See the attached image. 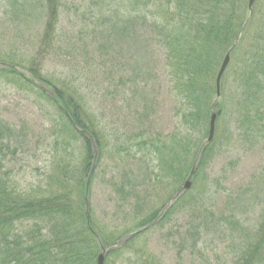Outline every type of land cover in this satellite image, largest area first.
Returning <instances> with one entry per match:
<instances>
[{
	"label": "trees",
	"instance_id": "trees-1",
	"mask_svg": "<svg viewBox=\"0 0 264 264\" xmlns=\"http://www.w3.org/2000/svg\"><path fill=\"white\" fill-rule=\"evenodd\" d=\"M90 1L96 12L105 15L95 20L90 34L75 42L65 41L59 32L64 0L24 4L29 11L41 10L45 18L35 53L44 59L64 51L69 55L84 52L89 61L97 55L104 65L102 84L107 83L111 94L122 93L127 100L137 102L133 104L136 130L123 139L114 127L104 129V117L99 118L88 104L81 71L77 74L75 70L74 75L46 72L34 56H19L12 50L0 52V63L5 64L0 66V75L37 93L56 110L49 136L56 154L43 178L27 186L14 181L9 158L27 140L29 128L26 124L17 127L0 117V264H97L101 245L108 247L132 232L127 229L122 234H107L87 210L90 185L104 157L113 160L124 153L126 158L147 162L145 176L153 186L174 185L161 209L141 219L135 231L158 218L193 169L192 186L203 180L206 162L213 156L218 131H224V125L231 123L235 130L230 133L225 129L229 131L228 139L237 136L252 146L264 141V0L255 1L252 17L242 33L249 0ZM144 27L153 45L161 47L164 54V76L177 118L175 129L168 134L153 130L157 101L145 97L156 69L145 68L132 56L131 43L126 50L132 57L127 67L118 69L117 49L124 52L122 44L140 41L138 32ZM229 50L231 60L221 80V97L213 106L217 74ZM129 92L132 98L126 95ZM212 111L217 113L215 134L204 144ZM133 177L131 172L124 175L122 185L113 183L118 192L125 194L126 202L135 195ZM192 186L146 230L163 224L174 209L203 208L202 190L196 188L197 193H192ZM135 196L139 204L147 201V197ZM235 221V227L241 228L242 241L233 264H264V211L252 232L246 231L239 219ZM188 228L198 231L192 222ZM146 230L109 251L104 264H116L115 258L125 257L126 251L135 256L130 264H161L146 247L138 245Z\"/></svg>",
	"mask_w": 264,
	"mask_h": 264
},
{
	"label": "rangeland",
	"instance_id": "rangeland-1",
	"mask_svg": "<svg viewBox=\"0 0 264 264\" xmlns=\"http://www.w3.org/2000/svg\"><path fill=\"white\" fill-rule=\"evenodd\" d=\"M64 1L66 7L61 13L59 32L64 34L65 41L70 39L75 42L80 37H86L87 33L94 30L93 25L97 23L95 20L105 15L99 10L96 12L90 0ZM97 1L99 0L95 2ZM30 2L37 3L38 0H0V52L12 50L19 56H34L35 61L41 63L46 72H70L71 75L76 71L77 74L78 71L84 73L81 82L85 85L82 87L88 94L89 106L99 118L104 117L102 124L106 131L114 127V131L126 139L137 127L133 108V104L137 102L127 100L122 93L116 96L111 94L112 90L106 88L107 83L102 84L104 65L95 54L92 55L95 60L89 61L84 52L69 55V52L64 51L59 53L60 56L47 55L44 59L39 53H35L45 18L41 10L29 11L24 8V4ZM123 10H126V6ZM135 34L136 32L131 35ZM138 34L140 41L128 40L122 44L120 47L125 49L124 52L117 49L118 69L127 67L128 59L134 55L145 68L156 69V77L150 79L145 97H154L157 101V111L152 117L153 130L168 134L175 129L177 118L164 76L163 50L153 45L146 27ZM130 43L132 56L126 50ZM126 95L132 98L131 92ZM55 114L54 106L44 98H39L37 93L20 88L0 75V117L17 127L26 124L29 128L27 140L16 155L9 158L14 181L21 186L39 182L51 165L56 153L49 136L51 119ZM231 125H224V131H218V143L213 156L206 162L203 180L193 185L194 187L191 183L192 193H197L196 188L202 190L204 207L174 209L167 221L152 226L139 237L138 245L146 247L158 259V263L233 264L242 241L241 228L235 227L238 223L235 218L239 219L248 232L254 231L261 221L264 211V141L255 142L252 146L237 136L228 139L229 131L235 133ZM146 169L147 162L126 158L124 153L113 160L104 157L97 169L96 178L90 185L87 209L91 210V214L106 229L107 234H122L127 229L134 231L141 219L154 210L161 209L166 196L174 190V185L161 188L153 186L146 179ZM131 172L135 185L133 193L147 197V201L142 204H139L135 195L126 202L125 194L118 192L113 186L114 182L120 184L124 175ZM197 211L202 213L198 214ZM161 214L162 212L158 219ZM190 222L198 231L188 228ZM115 259L116 264H130L135 256L126 251L125 257Z\"/></svg>",
	"mask_w": 264,
	"mask_h": 264
},
{
	"label": "water",
	"instance_id": "water-1",
	"mask_svg": "<svg viewBox=\"0 0 264 264\" xmlns=\"http://www.w3.org/2000/svg\"><path fill=\"white\" fill-rule=\"evenodd\" d=\"M254 3H255V0H249V5H248V9H249V15L244 23V26L242 28V31L241 33L244 31L248 21L250 20V18L252 17V14H253V6H254ZM239 41V37L236 39L233 47H235V45L238 43ZM232 47V49H233ZM231 49V50H232ZM231 50H229V52L226 54L223 62H222V65L219 69V72L217 74V78H216V96H215V101H214V104L213 106L215 105V103L218 101V99L221 97V80H222V77H223V74L225 72V70L227 69L229 63H230V60H231V57H230V52ZM1 65H5L4 63H0V66ZM9 66H12V65H9ZM14 67V66H12ZM216 118H217V113H215L214 111L211 112V120H210V129H209V136L208 138L204 141V144H207L209 143L213 137H214V134H215V128H216ZM194 169L191 171V174L189 175V177L186 179L184 185L182 186V188L178 191V193L169 201V203L167 204V206L165 208H167L183 191H186L188 190L190 187H191V176H192V173H193ZM87 205H88V200H87ZM165 211V209L162 211V214L163 212ZM161 214V215H162ZM161 217V216H160ZM149 225L137 230V231H133L127 235H125L123 238H121L120 240H118L117 242L109 245L108 247H105L103 245H101V253L99 254L98 256V259H97V264H104V260H105V255L111 251L113 248L119 246V245H122L123 243H125L127 240H129L130 238H132L133 236H135L137 233L145 230L146 228H148Z\"/></svg>",
	"mask_w": 264,
	"mask_h": 264
}]
</instances>
